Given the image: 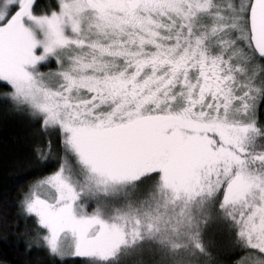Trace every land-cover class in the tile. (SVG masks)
Segmentation results:
<instances>
[{
	"label": "snow or ice",
	"instance_id": "obj_1",
	"mask_svg": "<svg viewBox=\"0 0 264 264\" xmlns=\"http://www.w3.org/2000/svg\"><path fill=\"white\" fill-rule=\"evenodd\" d=\"M0 98L35 126L16 264H108L101 198L153 173L218 224L211 264H264V0H0Z\"/></svg>",
	"mask_w": 264,
	"mask_h": 264
},
{
	"label": "trees",
	"instance_id": "obj_2",
	"mask_svg": "<svg viewBox=\"0 0 264 264\" xmlns=\"http://www.w3.org/2000/svg\"><path fill=\"white\" fill-rule=\"evenodd\" d=\"M47 2L48 0H39L41 5ZM34 127L26 115L12 110L0 98V207L7 201L9 212L14 211L12 205L18 187V167L14 161L27 150ZM143 180L142 177L133 182L141 184ZM147 180L149 185L141 189L152 188L151 207L147 203L149 196L146 195V201H142L135 210L137 213L130 212V215L133 214V220L137 221L136 224L141 226L140 236H137L138 240L130 243L129 247L122 249L128 253H118L108 264H211V257L206 253L211 250L215 254L224 243L218 224L207 218L206 214L194 211L196 205L183 193L165 188L158 173H153ZM187 213L188 217L182 219ZM196 225H199L196 234H191L192 227L195 228ZM171 230L173 232H170ZM152 231L156 233L150 234ZM165 231L170 239L163 243L158 238L160 235H166L163 233ZM0 257L8 259L11 264L26 258L18 254L16 237L12 230L0 229ZM27 258L34 264H55L37 250H33ZM66 264L84 262L82 258L72 257L67 259Z\"/></svg>",
	"mask_w": 264,
	"mask_h": 264
},
{
	"label": "rangeland",
	"instance_id": "obj_3",
	"mask_svg": "<svg viewBox=\"0 0 264 264\" xmlns=\"http://www.w3.org/2000/svg\"><path fill=\"white\" fill-rule=\"evenodd\" d=\"M153 177L151 179V185L153 184ZM148 178H150V176L143 177L144 180H143V182H140L141 184L134 183L132 181L126 185H122L119 188L117 195H112V196H109L107 198H101L103 214L106 217L111 218L112 216L118 214L124 218L122 223L124 225V232L126 233L127 243L121 245L118 253H120V252L123 253V251H124L123 254L128 253L122 249L125 247H129V244L133 243V241H135V240H138L137 236H140L139 234L141 232L140 231L141 226L136 224L137 221L133 220V214L130 215V212L137 210L138 206L141 205L142 201H146L145 200L146 195L149 196L147 203L149 204V206L152 205L151 201H150L153 197L152 188L150 189V187H148L147 190L141 189L143 186L146 188L149 185V184H147L149 182L147 180ZM117 205H118V207H117ZM122 206L126 207V208H122ZM186 208H188V206H186ZM135 212L137 213V211H135ZM185 215L186 216L182 217V219H186L188 217V213ZM178 218H179V216H177V219ZM194 224H195V221H194ZM192 228H193V230H191L190 233L196 234L195 231L198 230L199 225H196L195 228L194 227H192ZM166 230H168V229H166ZM154 232L156 233V231H152V232H150V234H154ZM170 232H173V230H171ZM163 233L166 235H160L158 239H159V241H162L163 243H165L166 240L168 239L167 238L168 232L165 231ZM169 239H170V237H169ZM131 249H130V251H131Z\"/></svg>",
	"mask_w": 264,
	"mask_h": 264
}]
</instances>
